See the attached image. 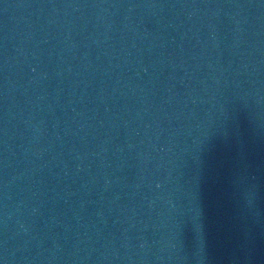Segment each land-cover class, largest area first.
I'll list each match as a JSON object with an SVG mask.
<instances>
[{"label": "water", "instance_id": "water-1", "mask_svg": "<svg viewBox=\"0 0 264 264\" xmlns=\"http://www.w3.org/2000/svg\"><path fill=\"white\" fill-rule=\"evenodd\" d=\"M0 264H264V0H0Z\"/></svg>", "mask_w": 264, "mask_h": 264}]
</instances>
